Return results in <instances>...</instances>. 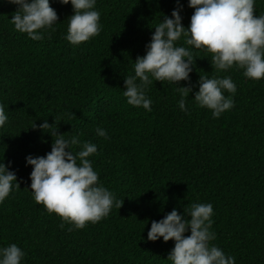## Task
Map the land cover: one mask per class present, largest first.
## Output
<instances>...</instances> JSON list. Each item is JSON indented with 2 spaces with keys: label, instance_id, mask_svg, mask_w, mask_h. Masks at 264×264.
I'll return each mask as SVG.
<instances>
[{
  "label": "trees",
  "instance_id": "1",
  "mask_svg": "<svg viewBox=\"0 0 264 264\" xmlns=\"http://www.w3.org/2000/svg\"><path fill=\"white\" fill-rule=\"evenodd\" d=\"M179 3L187 28L194 9L188 0ZM50 6L58 16L55 30L33 41L10 23L17 6L0 0V104L8 116L0 127V162L11 165L20 185L0 203V247L19 246L22 264H170L174 241H148L151 222L174 208L184 215L193 203H210L211 243L236 264H264V79H248L235 67L219 73L237 91L234 107L213 118L194 97L200 75L217 73L210 53L191 48L190 83L178 85L192 89L187 111L179 109L177 86L168 81H153L146 90L151 112L132 107L123 96L124 78L134 74L133 63L177 0H97L102 31L78 46L65 39L71 4L50 0ZM254 7L264 14V0ZM57 116L63 118L58 134L97 145L90 160L99 183L123 201L79 230L62 228L30 189L26 157L45 156L54 139L32 127L47 119L54 124ZM96 127L109 138L98 137Z\"/></svg>",
  "mask_w": 264,
  "mask_h": 264
},
{
  "label": "clouds",
  "instance_id": "2",
  "mask_svg": "<svg viewBox=\"0 0 264 264\" xmlns=\"http://www.w3.org/2000/svg\"><path fill=\"white\" fill-rule=\"evenodd\" d=\"M17 6L10 23L14 30L26 34L33 41H41L44 33L54 31L58 16L50 6V0H6ZM61 5L71 4L73 15L67 19L65 39L74 46L98 36L103 26L97 0H58ZM256 0H188L194 9L187 28L182 25L180 12L183 6L177 0L171 18L164 16L154 28L151 40L145 46V54L133 63L134 74L124 78L123 96L128 105L142 107L151 112L152 100L146 90L153 81L175 84L180 95L178 107L187 111L186 98L190 87H178L181 81L190 83L195 66L191 48L211 54V66L217 75L201 76L199 90L194 101L200 108L211 111L213 118L234 107L233 96L237 88L230 76H220L230 69H243V75L251 80L264 79V14L255 13ZM182 41V44L180 43ZM190 46V47H186ZM231 95L225 96L224 93ZM54 124L43 120L34 124L53 139L51 151L45 156L26 157L31 166L30 189L37 205H43L49 213L62 220L61 227L69 224V231L79 230L88 223H97L107 217L112 208L120 209L123 201L99 183V174L93 168L90 157L97 154V145L83 142L78 136L58 134L62 116ZM8 122L5 107L0 104V127ZM48 130V132H45ZM96 135L108 139V132L96 127ZM74 148H78L76 151ZM0 162V203L14 189H20L16 173ZM212 204L193 203L184 215L174 208L159 221H152L147 240L174 241L167 256L170 264H236L233 256L213 245L215 233ZM190 230V235L185 233ZM25 252L16 244L0 247V264H22Z\"/></svg>",
  "mask_w": 264,
  "mask_h": 264
}]
</instances>
